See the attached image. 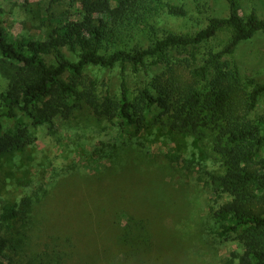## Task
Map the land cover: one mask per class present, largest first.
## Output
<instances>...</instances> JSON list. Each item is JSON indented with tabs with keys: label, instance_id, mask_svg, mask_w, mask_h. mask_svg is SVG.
<instances>
[{
	"label": "trees",
	"instance_id": "trees-1",
	"mask_svg": "<svg viewBox=\"0 0 264 264\" xmlns=\"http://www.w3.org/2000/svg\"><path fill=\"white\" fill-rule=\"evenodd\" d=\"M67 1L71 11L60 15L48 11L45 39H11L0 17V70L8 79L0 96V161L33 148L29 129H6V120L23 115L38 129L57 118L69 119L84 104L98 117L119 118L137 132H152L159 125L188 134L221 165L211 174L212 190L229 199L211 207L217 234L222 238L238 234L243 252L236 264H264V113L256 114L264 84L244 79L238 64L228 60L241 42L264 32V18L256 12L244 17L235 0H228L229 16L211 17L197 33L159 36L154 19L166 9L187 16L184 6L165 0ZM221 33H228L221 49L208 51L201 63L199 47ZM116 65L123 75L118 100L111 89L100 94L99 81L86 73L89 66ZM152 67H163L164 72L132 90L125 74L138 76ZM130 168L109 162L85 172L102 180ZM101 196L84 208L87 229L71 230L67 223H58L50 226V238L44 241L37 239L33 197L4 205L0 264H69L76 257L82 264L139 261L151 247L147 236L153 220L144 209L130 210L125 197L114 201L113 188L102 190ZM116 226L125 235L115 245L110 233ZM113 246H118L119 255L102 263L100 251Z\"/></svg>",
	"mask_w": 264,
	"mask_h": 264
},
{
	"label": "rangeland",
	"instance_id": "rangeland-1",
	"mask_svg": "<svg viewBox=\"0 0 264 264\" xmlns=\"http://www.w3.org/2000/svg\"><path fill=\"white\" fill-rule=\"evenodd\" d=\"M165 2L184 6L188 14L177 16L164 10L153 21L159 36L169 33L193 35L205 28L211 17L230 14L228 0ZM235 2L244 17L256 12L264 18V0ZM0 9L7 32L15 40L47 38L48 11L58 15L71 11L67 0L54 5L51 0H0ZM227 38L228 33H221L202 44L198 50L201 63L204 54L221 49ZM142 43L147 45L145 40ZM228 60L238 64L244 79L253 78L264 84V32L241 42ZM121 68L120 65L113 68L89 66L86 73L99 81L100 94L111 89L112 96L118 100L123 76ZM163 72V67H152L138 76L127 72L125 77L135 90L145 79ZM7 86L8 79L0 70V96ZM263 113L264 96L256 109V114ZM5 127L12 130L27 127L33 148L16 151L1 159L0 213L6 204H20L25 197H33L38 240L49 239L50 226L58 223H67L71 230L74 227L77 231L87 229L84 208L94 205L95 199H101L102 190L113 188L114 201L125 197L130 210L144 209L153 220L147 236L151 247L133 264L238 262L237 255L243 252L238 234L220 237L218 223L211 215V207L216 208L229 199L223 194L215 196L212 190L211 174L219 172L221 165L193 136L159 125L151 129L152 132H137L125 127L119 118L98 117L85 104L76 108L69 119L57 118L38 129H34L23 115L16 121L6 120ZM109 162L131 168L120 169L102 180H93L85 172L95 171ZM133 213L137 217L144 216ZM123 232L122 227L116 226L110 233L115 245L125 235ZM117 247L100 251V261L105 262L111 255L118 256ZM80 263L81 258L76 257L69 264Z\"/></svg>",
	"mask_w": 264,
	"mask_h": 264
}]
</instances>
